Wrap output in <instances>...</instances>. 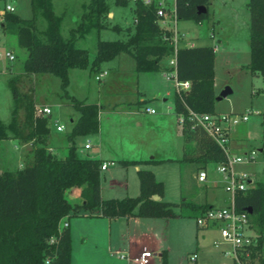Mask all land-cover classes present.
Listing matches in <instances>:
<instances>
[{"label": "trees", "instance_id": "obj_1", "mask_svg": "<svg viewBox=\"0 0 264 264\" xmlns=\"http://www.w3.org/2000/svg\"><path fill=\"white\" fill-rule=\"evenodd\" d=\"M118 6H127L130 0H114ZM211 0H176L180 21L193 20L202 23L210 17ZM33 16L23 18L5 11L1 22L6 33L15 34L21 47L27 49L24 73L10 79L14 107L8 124L0 119V140L18 139L33 141L34 147L26 156L25 164L16 171L5 170L0 174V264H72V236L69 227H60L61 221L81 212L100 213L108 218L135 215L143 218H172L176 216L198 217L213 207L208 202L184 199L182 211L177 213L171 202L163 200L164 183L150 169L138 171L140 194L122 198H103L101 195L102 160L83 156L78 152L77 139L96 134L100 130L98 103L87 102L70 96L71 105L79 112L68 134V152L59 157L49 146L51 116L36 114L33 91H22L24 79L38 73L58 76L67 88L70 71L89 65L90 55L86 48L76 45L92 28L107 27L104 18L109 16V0H89L84 13L70 37L62 34L63 15L54 10V0H31ZM205 6L207 12L199 13ZM250 12V61L248 69L264 79V0H248ZM134 26L122 28L127 39L102 40L97 43L96 55L91 62L92 70H99L105 61L120 53L131 54L137 72L176 70L179 81H189L190 89H178L174 96V111L183 117V163L195 165V175L210 165L226 163L223 148L193 119L191 112L216 113L215 48L210 45L183 46L177 50L164 39L158 24L155 8L135 2ZM175 57L176 65H166ZM264 151V134L263 147ZM143 160L125 161L124 163ZM152 158L146 162H159ZM82 189V204H73L67 196L70 189ZM159 195V199H154ZM240 211L252 208L249 218L259 235L258 245L253 247L251 264H264V182L258 181L247 191L236 195ZM163 264L167 254L163 253Z\"/></svg>", "mask_w": 264, "mask_h": 264}, {"label": "rangeland", "instance_id": "obj_2", "mask_svg": "<svg viewBox=\"0 0 264 264\" xmlns=\"http://www.w3.org/2000/svg\"><path fill=\"white\" fill-rule=\"evenodd\" d=\"M247 1L211 0L208 19L202 23L180 21L179 25L184 35L182 45L193 42L196 45L215 47L217 96L227 87L232 89L226 97L217 100L216 113L249 114V120L231 127L234 136L232 147L239 146L242 152L250 149L258 152L256 162L243 163L239 167L240 170L254 172L256 180H264V151H261L264 134V79L260 74L253 75L247 67L250 61V12ZM88 2L54 0L55 12L64 16V37H70L71 29L78 26L84 13V4ZM109 3L110 13L113 12L114 17L109 13L104 18L107 27L100 30L92 28L77 40L78 47L89 51V65L70 71L66 89L61 79L50 73H38L33 78L24 79L20 89L32 90L37 104L48 105L52 109V147L59 157H64L68 152L71 118L79 116V112L71 105L70 96L102 105L100 131L79 137L77 145L79 153H100L105 159L115 161V165L101 171L103 197L139 195L138 169H150L164 183L163 200L171 202L174 210L180 213L185 198L191 200L198 191L202 195L206 191L205 187L198 186L193 177L196 173L195 165L179 160L183 154L184 141L174 111L176 70L168 71V78L162 71L137 72L134 57L126 52L103 62L99 70H92L91 62L96 55L98 41L127 39L125 30L118 31L113 26L118 24L124 29L134 26L133 0L127 6H118L114 0H109ZM8 4L14 6V12L23 18L33 16L31 0H0V50H12L16 54L14 61L0 59V119L5 124L11 121L14 107L10 79L24 73V62L28 56L27 49L19 45L17 36L2 29V16ZM174 4L175 0H169L170 6ZM170 60L167 59L166 65H171ZM100 71H107L108 74L102 80H97ZM147 107L154 108L156 113L147 112ZM56 122L65 126L64 131L57 132ZM87 141L91 142L92 147L84 150L79 144ZM6 152L0 148V164L11 165L12 169L23 167L17 161L16 151L12 147L8 155ZM13 154L12 158L6 157ZM152 158L163 161L146 162ZM132 160L143 161L124 163ZM208 172H217L216 166L210 165ZM218 175L212 174V179ZM217 188L215 186L212 192H216ZM220 188L222 195H227ZM72 195L67 193L70 199L74 197ZM216 203L221 205L220 202ZM166 234L167 245L170 246L167 264H233L232 257L223 251L231 246L221 243L220 231L216 227L200 228L194 216L170 218ZM195 254V260L191 259ZM262 254L264 256V249ZM154 258V264H163L162 257L155 254Z\"/></svg>", "mask_w": 264, "mask_h": 264}, {"label": "built area", "instance_id": "obj_3", "mask_svg": "<svg viewBox=\"0 0 264 264\" xmlns=\"http://www.w3.org/2000/svg\"><path fill=\"white\" fill-rule=\"evenodd\" d=\"M141 2L147 7H153L158 16V24L163 30L164 39L168 40L175 46L177 50L181 45V40L184 35L181 33L180 20L176 11V0L174 6L169 5V0H133ZM5 11L14 12V6L8 4ZM4 11V12H5ZM4 14V13H3ZM3 20V16H2ZM6 58L9 61L16 59V54L12 50H0V59ZM172 66L176 65V59L173 57L170 60ZM107 72H100L97 80L102 78ZM176 78L178 91L189 90V81H179ZM36 114L39 116H50L52 109L48 105L36 104ZM149 113H156L154 108L147 107ZM193 119L197 120L208 134L223 148L227 162L219 163L216 166L217 171L222 175V181L225 191L228 193L226 204L222 206H213L202 214L196 220L197 225L202 229L216 227L220 231L221 243L231 246L229 249H224L227 256L232 257L233 264H251L252 248L258 245L259 235L252 227L249 214L247 211H240L236 206V195L239 192L247 191L255 185L253 173L238 169V165L243 163H254L257 161L258 152L250 149L242 154L232 152L230 145L231 127L249 120V114L246 113H225V114H198L191 112ZM183 125V117L180 116ZM58 131H63L65 126L55 123ZM90 142L85 144V148H90ZM114 161L103 162L101 170H106L110 165H114ZM197 182L204 184L208 179V171L201 170L196 175ZM64 218L61 221L60 227L66 228L69 222ZM125 257L124 255H121ZM154 257V252L147 248L131 259V264H152L151 260ZM196 254L191 258L195 260Z\"/></svg>", "mask_w": 264, "mask_h": 264}, {"label": "crops", "instance_id": "obj_4", "mask_svg": "<svg viewBox=\"0 0 264 264\" xmlns=\"http://www.w3.org/2000/svg\"><path fill=\"white\" fill-rule=\"evenodd\" d=\"M111 15H113L114 17L113 12L110 13V16ZM183 40L184 37L181 40V42ZM183 46H201V45H196L195 43L192 42L189 45H182V44L180 45V47ZM164 62L166 63L167 60H165ZM215 71H216V60H215ZM100 72H107V71H100ZM162 73L165 75V77L167 78L169 77L167 75L168 71H162ZM215 90H216V80H215ZM161 95L162 92L160 93V96ZM100 106H101V110H100L101 113L103 111V106L102 105ZM151 114H155V113H151ZM177 117L179 121L178 125L183 137V132H182L183 125L181 123L180 116L177 115ZM77 118L78 117H76L75 119L71 118V122L75 121ZM99 118H100V114H99ZM100 129H101V125H100ZM57 132L60 133L62 131L57 130ZM233 140H234V136L230 134V145L232 152L235 154L244 153V151L242 152L239 146L236 148L232 147ZM52 141H53V135L51 134L49 138V146L52 149V151L55 153L52 147ZM87 142L85 143L80 142L79 146L82 147V149L84 150L90 149L92 147L90 141L89 142L91 144V147L85 148V144ZM10 147H12L16 151L15 157L17 158V161L20 162V166H24L26 156L29 153V151L34 147V143L33 141L21 142L18 139H13V138L0 140V148H2L4 152H6V150L7 152H9ZM80 154L83 156H89V157L101 159L102 163L114 161L113 159L110 160L105 159L100 153L93 152L88 154L85 153H80ZM6 157L12 158L14 157V154ZM237 167L238 169H240L239 165ZM18 169H12L11 165L0 164V174L5 170L16 171ZM108 169L109 167L106 170ZM140 169L142 168H139L138 171ZM106 170H102V171H106ZM252 173L255 174L254 172ZM212 174H219V175L214 176V180H213ZM258 181L264 182V180H256L255 178V184ZM197 183L199 187H205L206 193L205 195H202V192L198 191L193 196L194 199L196 200L198 199L199 202L202 201L208 202L213 206H222L226 204L228 199V193L224 189L222 176L218 171L215 173L208 172V179L204 184H201L199 182ZM124 186L128 190L127 183H125ZM215 186L216 188L217 187L218 188L216 192H212V189H215ZM220 187L223 188L222 190L225 191L227 195L225 194L222 195V192H220L221 190ZM68 192L74 195L73 197L74 199L73 198L70 199L68 197L73 204L83 203L81 188L74 187L70 189ZM101 195H102V188H101ZM216 202H220L221 205H218ZM169 219L170 218H143L135 215L108 218L101 215L100 213L90 214L88 212H81L77 215L73 214L69 217H66L65 220L69 222L68 227L70 229V233L72 236V264H131V259L137 257L141 253V251L145 248L152 250L154 252V255L157 254L162 258L164 252L168 256V253L170 251V246L169 244L167 245L168 240L166 233H167V225L169 224ZM121 255H124L125 257H122ZM151 262L152 264L155 263L154 257L152 258Z\"/></svg>", "mask_w": 264, "mask_h": 264}, {"label": "water", "instance_id": "obj_5", "mask_svg": "<svg viewBox=\"0 0 264 264\" xmlns=\"http://www.w3.org/2000/svg\"><path fill=\"white\" fill-rule=\"evenodd\" d=\"M208 10H207V8L205 7V6H201L200 8H199V13H202V12H207ZM232 92V89L230 88V87H227V88H225V90H223L222 92H221V94L219 95V96H217V100H221L222 98H224V97H226L228 94H230ZM153 198L154 199H159L160 198V196L159 195H154L153 196ZM247 211L249 212V213H252V208H247Z\"/></svg>", "mask_w": 264, "mask_h": 264}]
</instances>
